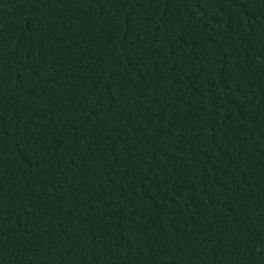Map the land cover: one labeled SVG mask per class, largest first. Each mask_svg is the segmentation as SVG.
<instances>
[{
	"label": "trees",
	"instance_id": "1",
	"mask_svg": "<svg viewBox=\"0 0 264 264\" xmlns=\"http://www.w3.org/2000/svg\"><path fill=\"white\" fill-rule=\"evenodd\" d=\"M0 264H264V0H0Z\"/></svg>",
	"mask_w": 264,
	"mask_h": 264
}]
</instances>
